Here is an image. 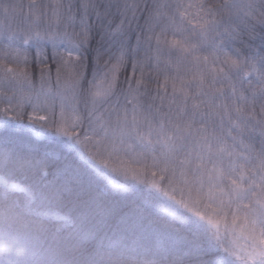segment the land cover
I'll return each mask as SVG.
<instances>
[{
  "label": "snow or ice",
  "instance_id": "6c2138e0",
  "mask_svg": "<svg viewBox=\"0 0 264 264\" xmlns=\"http://www.w3.org/2000/svg\"><path fill=\"white\" fill-rule=\"evenodd\" d=\"M0 125V264H264V0H0Z\"/></svg>",
  "mask_w": 264,
  "mask_h": 264
},
{
  "label": "trees",
  "instance_id": "16d2710c",
  "mask_svg": "<svg viewBox=\"0 0 264 264\" xmlns=\"http://www.w3.org/2000/svg\"><path fill=\"white\" fill-rule=\"evenodd\" d=\"M0 127H3V125H0ZM32 129L34 128H24L23 126H18V130L22 132L34 133Z\"/></svg>",
  "mask_w": 264,
  "mask_h": 264
},
{
  "label": "rangeland",
  "instance_id": "374dc122",
  "mask_svg": "<svg viewBox=\"0 0 264 264\" xmlns=\"http://www.w3.org/2000/svg\"><path fill=\"white\" fill-rule=\"evenodd\" d=\"M25 123H26V121H25ZM32 130H33V132H34V133H32V134H37V133L40 132L39 126H35L34 129H32Z\"/></svg>",
  "mask_w": 264,
  "mask_h": 264
}]
</instances>
